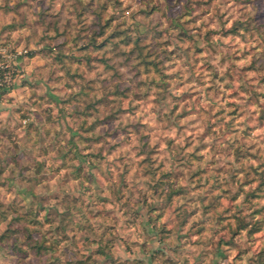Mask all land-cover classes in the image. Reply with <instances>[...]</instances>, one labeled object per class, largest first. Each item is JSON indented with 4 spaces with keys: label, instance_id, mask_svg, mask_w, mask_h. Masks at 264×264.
Segmentation results:
<instances>
[{
    "label": "clouds",
    "instance_id": "clouds-1",
    "mask_svg": "<svg viewBox=\"0 0 264 264\" xmlns=\"http://www.w3.org/2000/svg\"><path fill=\"white\" fill-rule=\"evenodd\" d=\"M0 264H264V21L0 0Z\"/></svg>",
    "mask_w": 264,
    "mask_h": 264
},
{
    "label": "rangeland",
    "instance_id": "rangeland-1",
    "mask_svg": "<svg viewBox=\"0 0 264 264\" xmlns=\"http://www.w3.org/2000/svg\"><path fill=\"white\" fill-rule=\"evenodd\" d=\"M238 2L242 5L248 21H264V0H238ZM168 3L171 5L172 0H168Z\"/></svg>",
    "mask_w": 264,
    "mask_h": 264
}]
</instances>
